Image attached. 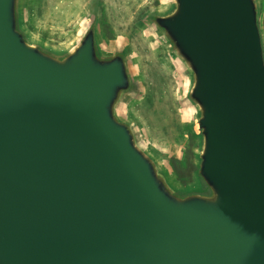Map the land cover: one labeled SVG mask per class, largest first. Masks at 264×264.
Wrapping results in <instances>:
<instances>
[{
	"label": "water",
	"instance_id": "1",
	"mask_svg": "<svg viewBox=\"0 0 264 264\" xmlns=\"http://www.w3.org/2000/svg\"><path fill=\"white\" fill-rule=\"evenodd\" d=\"M40 1L0 0V264H264V0Z\"/></svg>",
	"mask_w": 264,
	"mask_h": 264
},
{
	"label": "rangeland",
	"instance_id": "2",
	"mask_svg": "<svg viewBox=\"0 0 264 264\" xmlns=\"http://www.w3.org/2000/svg\"><path fill=\"white\" fill-rule=\"evenodd\" d=\"M85 0H41L39 13L53 25H64L77 13ZM114 21L124 26L134 8L142 0H109ZM150 71L151 100L143 114L156 137L174 132V115L169 102V89L155 69Z\"/></svg>",
	"mask_w": 264,
	"mask_h": 264
},
{
	"label": "trees",
	"instance_id": "3",
	"mask_svg": "<svg viewBox=\"0 0 264 264\" xmlns=\"http://www.w3.org/2000/svg\"><path fill=\"white\" fill-rule=\"evenodd\" d=\"M262 26H263V31H264V16H263Z\"/></svg>",
	"mask_w": 264,
	"mask_h": 264
}]
</instances>
